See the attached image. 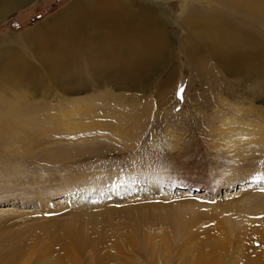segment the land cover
Masks as SVG:
<instances>
[{
	"label": "rangeland",
	"instance_id": "rangeland-1",
	"mask_svg": "<svg viewBox=\"0 0 264 264\" xmlns=\"http://www.w3.org/2000/svg\"><path fill=\"white\" fill-rule=\"evenodd\" d=\"M72 1L17 9L0 22V44ZM133 1L164 12L161 60L153 49L144 63L71 60L78 71L59 69L63 82L51 84L34 44L12 45L34 71L8 98L41 117L2 131L0 264H264V179H253L264 176V86L186 59L178 23L187 3Z\"/></svg>",
	"mask_w": 264,
	"mask_h": 264
},
{
	"label": "bare ground",
	"instance_id": "bare-ground-1",
	"mask_svg": "<svg viewBox=\"0 0 264 264\" xmlns=\"http://www.w3.org/2000/svg\"><path fill=\"white\" fill-rule=\"evenodd\" d=\"M35 1L37 0H0V22L17 9ZM182 1L187 3V10L184 11L185 7L181 10L183 19L178 26L184 30L180 46L186 59L192 64L212 66L214 69L208 72H213L212 76L216 73L232 75L240 72L242 80L248 82L253 79L264 86V0ZM147 4L148 2L141 4L133 0H74L58 15L49 21L44 20L29 32L17 36L8 35L5 40L7 44H0V92L5 95L0 96V140L7 137V132H2L3 130H27L25 127L31 123L36 124V117H41L31 114L33 110L18 100L8 98L13 90L16 94L21 93L22 89L32 85L30 81L33 77L28 72L34 71L28 61L22 60L18 49L12 47L13 44H17L19 40L27 44L28 49L34 44L30 52L35 55L45 73L43 81L51 84L63 82L59 69L69 68L71 74L78 71V67L72 69L67 63L71 60L76 64L80 61L79 65L92 58L104 61L105 58L115 57L120 61L119 54H123L121 60L144 63L142 58L145 54L148 56L152 49L153 56L161 60L169 44V37L163 29L166 22L161 19L165 15L158 6L156 9ZM252 19L257 22V29L251 22ZM41 27L46 31L44 36L37 37L33 32ZM149 30L153 34H148ZM141 50L142 54L139 53ZM127 74L125 73V77ZM75 80L64 82L66 91H75L74 85L80 83ZM39 111L35 109L34 113L40 114ZM70 112L71 116L76 115ZM63 117L66 118L67 115L64 114ZM240 128L230 130L233 135L242 136ZM244 133L246 135L243 142L248 141L252 133L253 138L256 132L250 129ZM250 186L251 184L247 187Z\"/></svg>",
	"mask_w": 264,
	"mask_h": 264
},
{
	"label": "snow or ice",
	"instance_id": "snow-or-ice-1",
	"mask_svg": "<svg viewBox=\"0 0 264 264\" xmlns=\"http://www.w3.org/2000/svg\"><path fill=\"white\" fill-rule=\"evenodd\" d=\"M179 91H180V93H182L183 92V89L181 88ZM253 179L256 180V181H259L261 179H264V176L257 175L255 177H253ZM261 190L264 191V189H261Z\"/></svg>",
	"mask_w": 264,
	"mask_h": 264
}]
</instances>
